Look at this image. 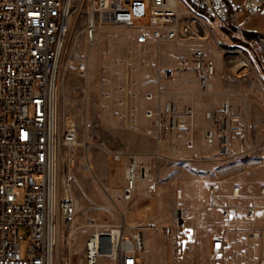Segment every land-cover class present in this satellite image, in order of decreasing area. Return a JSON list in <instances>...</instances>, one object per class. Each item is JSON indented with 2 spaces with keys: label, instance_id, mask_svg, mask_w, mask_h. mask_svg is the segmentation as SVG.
<instances>
[{
  "label": "built area",
  "instance_id": "1",
  "mask_svg": "<svg viewBox=\"0 0 264 264\" xmlns=\"http://www.w3.org/2000/svg\"><path fill=\"white\" fill-rule=\"evenodd\" d=\"M197 2L205 5V10L218 12L226 21L239 22L244 37H233L227 34V29H222L224 37L240 41L264 67V44H253V36L247 37L244 29L252 16L264 13V2ZM76 12L85 14L81 30L87 40L85 54H73L78 71L84 76L89 69V53L106 28L135 31V42L148 44L188 38L192 30L201 28L206 21L198 19L196 11L188 10L187 2L183 0H0V264H57V218L69 243L75 234H87L82 256L73 263L74 258L69 254L68 264H98L100 257L110 258L113 264H144L140 232L126 236L119 225L120 236L113 240L112 229H100V224L93 219L75 225L78 200L71 191L69 167L75 162L71 149L77 144V134L68 125L59 133L56 98L62 46L69 20ZM241 13L245 15L241 17ZM259 36H264V32H259ZM219 42L228 45L225 41ZM180 68L196 74L202 94H213L211 78L215 63L205 50L194 48L184 52ZM154 73L158 82H164L175 77L176 69L158 66ZM157 96L144 93L146 100ZM177 111L174 100H167L161 109L145 110V116L153 119L157 140L164 129L176 132L188 126ZM167 114L170 118L166 127L164 116ZM187 114L191 115V108L187 109ZM205 117L210 123L204 131L206 143H217L220 155L228 156L230 123L238 121L231 115L229 98L220 102L217 112L206 111ZM147 132L151 133V130ZM60 144L67 148V154L58 180L57 150ZM112 157L124 161L121 195L128 201L137 184L149 178L150 169L136 154L118 150ZM81 167L91 172L87 157ZM240 193V186L235 185L225 196L219 207L222 219L231 218L235 208L232 200L239 198ZM210 194H215L214 187ZM258 198H264V185L255 195L249 196L245 206L246 219H255ZM89 227L93 228L90 232ZM20 229L25 235L19 232ZM161 231L166 240L182 243L188 231L185 209L175 206L170 223ZM103 234L108 236L107 241H101ZM261 236L259 229H248V239L257 240ZM25 240L28 246L22 253L20 244ZM226 246L223 233L213 235L211 252L219 261L221 259L220 264H225ZM258 264H264V252L258 258Z\"/></svg>",
  "mask_w": 264,
  "mask_h": 264
},
{
  "label": "rangeland",
  "instance_id": "2",
  "mask_svg": "<svg viewBox=\"0 0 264 264\" xmlns=\"http://www.w3.org/2000/svg\"><path fill=\"white\" fill-rule=\"evenodd\" d=\"M244 15L241 13L240 16ZM197 16L206 21L201 28L192 30L190 37L138 46L140 49L135 53L125 49L127 43L134 41L135 31L121 27L104 29L89 53V69L85 76L78 71L73 56L74 52L85 54L87 40L81 32L85 14L76 12L71 16L58 67L56 114L59 133L63 126L68 125L77 134V144L71 149L76 161L70 165L71 191L78 200L75 225H82L91 218L103 230L119 229L121 225L123 235L126 236L137 232L149 233L155 249L151 250L146 244L141 254L148 262L156 252V264H164V251L168 255V264H220L221 259L219 261L208 248L207 237L214 231L224 232L227 242L225 264H235V260L229 256L236 250H242L247 255L239 264H257L264 252V241L248 239L247 231L249 227H256L264 221V198L256 200L257 211L253 220L245 218V206L249 196L255 195L263 185L261 181L264 178L263 74L258 67L247 62L248 51L242 44L234 45L232 38L224 37L222 27L216 20ZM248 23L245 28H254L259 33V30H264V14L252 16ZM113 47L118 49L112 50ZM194 48L205 50L217 68L220 63L225 75L226 80L220 85V93H224L223 99H230L231 115L238 119L230 123L229 155L218 153L210 158L178 160L173 153L166 151V156L143 163L150 169V176L139 184L131 200L125 203L121 195L122 170L116 163H113L105 188H102L96 171L90 173L81 169L85 153L99 143L95 135V124L105 121L114 125L118 129L115 135L111 136L110 131L106 135L109 145L114 149H128L134 142L129 134L130 124L140 121L146 108L144 97L135 95L134 89L137 85H148L149 82L146 74L134 73L136 66L148 65V68L153 69L162 65L176 69L175 77L166 83V92L172 95V85L179 72L191 71L180 68L181 55ZM104 106L109 110L106 115L100 113ZM169 118V114L164 116L166 127ZM234 141L236 145L232 148ZM66 154L67 148L60 144L57 150L60 166L58 180ZM235 185L241 188L240 197L232 200L235 208L231 218L225 220L221 218L219 205ZM212 187L215 188L214 197L210 194ZM59 195L60 188L57 198ZM134 203L142 204V207L157 205L160 212L165 214H171L175 206L183 207L188 223L184 241L178 244L166 240L161 228L167 226L171 218L164 223H154L146 219V215L152 211L149 208H142L139 214L141 220L138 222L141 225H126L123 215ZM259 204L262 206L259 207ZM56 225L57 264H68L69 254L74 258L71 262L76 263L83 254L87 234L77 233L69 243L58 218ZM87 229L90 232L93 228ZM19 232L25 235L23 229ZM238 235L240 240L236 237ZM27 246L26 240L20 244L22 253ZM98 264H113V261L108 257H100Z\"/></svg>",
  "mask_w": 264,
  "mask_h": 264
},
{
  "label": "crops",
  "instance_id": "3",
  "mask_svg": "<svg viewBox=\"0 0 264 264\" xmlns=\"http://www.w3.org/2000/svg\"><path fill=\"white\" fill-rule=\"evenodd\" d=\"M242 1L243 0H238L237 3H241ZM261 1L264 2V0ZM248 21L244 24V29L247 32L246 35L247 37H252V36L254 37V35L257 34L258 31L253 30L254 28H245L249 24ZM260 31L264 32V30H259V32ZM233 40H234V45L241 46L240 42H237L236 39ZM151 44L154 43L137 44L134 39L133 42L127 43L125 45L126 46L125 49L129 51H133L135 53L138 49H140L138 48V46L145 47ZM116 49L118 48L116 47L112 48V50H116ZM247 55L249 56L250 64L258 67V69L261 70L264 79V67H262L249 53H247ZM143 66L144 65L136 66L134 73L146 74L145 76L148 78L149 82L148 85H144V83L141 86L137 85L134 89L135 95H141L144 97V93L146 92H151L156 95L158 94V96L152 100H146L144 97L146 103L145 110L158 109V108L161 109L163 107V104L167 100L174 99L178 105L177 115L181 119H185V121L188 123V126L183 129H178L176 132H169L168 129H164L160 133L159 140H157L155 137L156 130L153 123V119L147 118L143 113L142 119L136 123L132 122L129 127V134H131L132 137L134 138V142L130 144V147L128 149H122L120 151L127 154H136L138 156L139 161L145 164L157 158L166 156L165 155L166 151L173 153L176 159L178 160H192L195 159V157L210 158L217 155L219 153L218 144L217 143H213L216 145L207 144L204 139V131L210 125L209 120L205 117V112L209 110H213L214 112H217L219 110L220 102L224 97V93H220V88H221L220 85L223 84V82L226 79H225V75H223L222 73L220 63L218 65V68L215 65V73L211 78V82L213 86L212 95H202V93L199 91L197 76L193 71L179 72V74L177 75L178 76L177 80L172 85L174 89L173 92L174 94L171 95L170 93L166 92L167 81L158 82L156 80L154 73L155 67L153 69H150V67L148 68V65L146 67ZM189 107L191 108V115L187 114V109ZM100 113L102 115L108 114L109 113L108 107L107 106L102 107V109H100ZM139 113L141 114V112ZM94 129L96 130L95 135L98 136L99 143L96 145V147H93V149L91 147L90 151L85 153L84 162L87 157L91 165L90 173H94V171L98 173V175L100 176V181H101L100 183L102 188H105L106 185L108 184V180L111 175V170L112 167L114 166L113 163H116V166H118L122 170L121 179L123 185L124 161L123 159L120 160L113 159L112 153L114 151H118L119 148L114 149L115 147L110 146L108 139L106 138L108 131H110L111 136H114L116 133L115 130L118 129H116L114 125L109 124L108 122L105 121L96 122ZM148 129L151 130V133L147 132ZM232 131H234L236 134V129L233 128ZM232 145H233L232 148H235L236 145L235 141L234 143H232ZM75 161H76V157H75ZM82 171L88 172V171H84L83 169ZM69 173H70V167H69ZM141 182L142 181H140L137 184L136 189L138 188ZM261 182L264 185V178H262ZM146 192H148V188L146 189ZM214 196L215 194L212 197ZM224 199L225 197L223 198V200ZM128 201H124V202L127 203ZM261 204H259V207ZM142 208H149L150 210H152L149 213V215H146V219L148 218L150 219V221L154 223H164L171 218V214L169 213L165 214L160 212V209L158 208L157 205L156 206L149 205L142 207V204L134 203L131 204L129 210L125 211L123 215L124 223L126 225H133V224L141 225V223H139L138 221L141 220L139 214ZM252 228L259 229L261 231L262 236L260 240L264 241V221H262L259 225H256V227H252ZM217 233L224 234V232L214 231L211 232L207 237L208 248L210 251H211L212 237ZM141 235L143 239V248L147 246L146 244H148L149 246L148 248H151V250L154 251L155 247L154 245H152L151 235L149 233H143ZM239 236L240 235L236 236L238 240L241 239ZM153 254H154V258L150 259L148 262L143 256L144 264H156L155 257L157 253L154 252ZM162 257L164 258V264H168L167 261L168 255L165 251L162 254ZM245 257L247 258V255H245L242 250H236L233 252V254H230L229 256V258L235 260V264H239V261ZM257 264H258V260H257Z\"/></svg>",
  "mask_w": 264,
  "mask_h": 264
},
{
  "label": "bare ground",
  "instance_id": "4",
  "mask_svg": "<svg viewBox=\"0 0 264 264\" xmlns=\"http://www.w3.org/2000/svg\"><path fill=\"white\" fill-rule=\"evenodd\" d=\"M183 1L187 2L188 10L196 11L197 15L216 20L221 25L222 29H227L228 35H232L233 37H244V30L241 29V24L239 22L226 21L224 18H220L218 12L205 10V5L200 4V2H197V0ZM253 44H264V36H259V33L255 34L253 37ZM120 233V229L114 228L111 230L110 235L112 236L113 240H115L120 236Z\"/></svg>",
  "mask_w": 264,
  "mask_h": 264
},
{
  "label": "water",
  "instance_id": "5",
  "mask_svg": "<svg viewBox=\"0 0 264 264\" xmlns=\"http://www.w3.org/2000/svg\"><path fill=\"white\" fill-rule=\"evenodd\" d=\"M108 240V236L106 234H103L101 237V241H107ZM101 250H104V247H101Z\"/></svg>",
  "mask_w": 264,
  "mask_h": 264
},
{
  "label": "trees",
  "instance_id": "6",
  "mask_svg": "<svg viewBox=\"0 0 264 264\" xmlns=\"http://www.w3.org/2000/svg\"><path fill=\"white\" fill-rule=\"evenodd\" d=\"M237 42H240V41H238V40H236Z\"/></svg>",
  "mask_w": 264,
  "mask_h": 264
}]
</instances>
